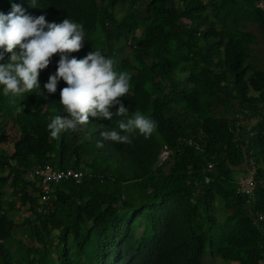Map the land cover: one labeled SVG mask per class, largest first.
I'll return each mask as SVG.
<instances>
[{
	"label": "trees",
	"instance_id": "16d2710c",
	"mask_svg": "<svg viewBox=\"0 0 264 264\" xmlns=\"http://www.w3.org/2000/svg\"><path fill=\"white\" fill-rule=\"evenodd\" d=\"M13 2L48 22L83 23L89 41L71 55L111 57L131 76L119 98L129 115L157 128L97 147L118 118L89 117L52 138L66 86L43 88L55 54L39 76L44 95H27L23 112L0 95V144L10 146L0 147V264H264V0ZM46 165L81 175L52 183L43 200L34 172ZM253 167L248 196L234 172Z\"/></svg>",
	"mask_w": 264,
	"mask_h": 264
},
{
	"label": "clouds",
	"instance_id": "9594fccd",
	"mask_svg": "<svg viewBox=\"0 0 264 264\" xmlns=\"http://www.w3.org/2000/svg\"><path fill=\"white\" fill-rule=\"evenodd\" d=\"M9 3L10 11L0 12V95L17 99L18 112H23L21 102L27 95L41 92L40 73L55 54V71L43 88L55 94L61 81L66 86L60 90L58 102L63 114L47 125L52 138L89 124V117L109 122L118 118L115 127L104 126L100 131L97 147H103L104 142L130 144L133 132L145 138L154 133V119L140 111L129 115L130 110L119 99L127 97L132 87L128 72H118L115 61L101 50L92 48L79 59L71 55L89 41L83 23L71 18L48 22L44 15L34 17L21 4ZM5 54H10L7 61Z\"/></svg>",
	"mask_w": 264,
	"mask_h": 264
},
{
	"label": "built area",
	"instance_id": "2783aa9c",
	"mask_svg": "<svg viewBox=\"0 0 264 264\" xmlns=\"http://www.w3.org/2000/svg\"><path fill=\"white\" fill-rule=\"evenodd\" d=\"M167 155V152H165ZM164 156V158L166 157ZM162 158V159H164ZM256 167L250 169V171L242 175L238 180V190L242 193L252 196L255 188V175ZM37 184L40 189L43 191V200L48 197V193L51 190V184L57 183L62 179H68L70 177L77 178L81 173L73 168H56L51 165H46L41 168H37L34 172ZM262 217H260L261 219Z\"/></svg>",
	"mask_w": 264,
	"mask_h": 264
},
{
	"label": "rangeland",
	"instance_id": "374dc122",
	"mask_svg": "<svg viewBox=\"0 0 264 264\" xmlns=\"http://www.w3.org/2000/svg\"><path fill=\"white\" fill-rule=\"evenodd\" d=\"M126 50H129V48L126 46ZM126 56V55H125ZM0 147H2V149H4L5 150V152H9L10 151V146H9V144H0ZM166 155V153L165 152H163L162 154H161V158H164V156ZM239 171V170H238ZM237 170L234 172V179L235 180H239V178L241 177V175L239 174V172H238ZM7 172V170H5L4 171V173H6ZM33 178V177H32ZM35 178V177H34ZM4 190L5 191H7V193H9L10 192V188H8V187H6V188H4ZM30 192L33 194V190L31 189V187H30ZM40 202H42V199L40 200ZM23 208L24 209H21V211L20 210H16L15 211V213H16V215H18V217L19 218H22V217H24L25 215H27L28 214V212H26L25 210V208L26 207H24L23 206ZM19 234V230L17 229L16 231H15V235H18ZM211 262V258L209 257V256H206L205 258H204V261H203V264H208V263H210ZM218 263L219 264H235V263H231V262H222L221 260H219L218 261Z\"/></svg>",
	"mask_w": 264,
	"mask_h": 264
}]
</instances>
